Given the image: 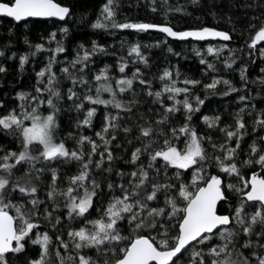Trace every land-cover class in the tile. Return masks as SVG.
Here are the masks:
<instances>
[{"label":"snow or ice","instance_id":"obj_1","mask_svg":"<svg viewBox=\"0 0 264 264\" xmlns=\"http://www.w3.org/2000/svg\"><path fill=\"white\" fill-rule=\"evenodd\" d=\"M152 3L156 12V0ZM162 6L167 8L164 23L120 22L116 0H106L91 27L154 30L180 41L232 39L229 32L208 26L176 30L168 12L183 8H173L167 0ZM73 15L61 0H0V16L16 23L40 18L57 29L47 34V47L37 43L35 51L19 56L23 70L30 56L48 53L47 62L35 71L31 90L17 92L12 107L0 99V133L18 145L12 149L0 144V264H12L28 245L36 246L38 254L27 264H264V108L245 103L233 124L221 127L220 115L202 112L205 100L221 84L226 88L223 96L241 89L222 76H211L209 83L181 79L179 68H165L156 78L159 89H154L139 66L127 74L129 63H150L147 46L138 42L116 60L119 75L110 73L111 65L92 72L93 58L108 54L96 41L90 48L79 44L71 59L65 55L61 60L69 51L65 40L70 34L62 25ZM253 19L249 56L258 51L264 59V47L257 49L264 42V18ZM161 43L167 39L154 47ZM226 48L209 44L193 49L206 65L205 75L217 71L214 61L233 70L234 53L221 60ZM6 72L0 66V73ZM239 76L244 90L249 83L264 86V75L250 80L246 65L240 66ZM66 81L71 86L65 90ZM137 82L158 108L138 114ZM201 85L203 99L193 91ZM128 94L131 99H126ZM247 99L238 96L240 102ZM69 102L78 116L75 131L65 136L60 116ZM97 106L104 108L99 131L94 125ZM245 116H254L251 132ZM194 117L222 137L201 133ZM248 135L255 138L245 150L242 143ZM121 139L130 147L117 142ZM119 149L127 153L126 160L115 154ZM117 160H124L128 170L118 169ZM66 164H74L76 172L62 174L59 169ZM91 210L98 213L94 219ZM42 222L54 231L42 230Z\"/></svg>","mask_w":264,"mask_h":264},{"label":"trees","instance_id":"obj_2","mask_svg":"<svg viewBox=\"0 0 264 264\" xmlns=\"http://www.w3.org/2000/svg\"><path fill=\"white\" fill-rule=\"evenodd\" d=\"M61 2L71 6L74 12L69 23L62 25L69 27L70 34L65 40V45L69 51L67 54H62L61 60L64 59L65 55L68 59H71L79 44H84L90 48L91 42L96 41L107 49L108 54H98L93 58L95 62L91 65L92 72L103 68L105 65H111L110 73L119 75L115 67L116 60L121 56L126 57L130 44L138 42L147 46L144 51L149 57L150 63L147 67L143 64L133 65L129 63L127 74L131 76L135 67L139 66L145 73V77L153 81L154 89H159L160 83L156 78L165 68L173 70L179 68L181 79L186 76L199 79L202 83H209L211 76H222L231 80L238 89H241L239 93L234 92L229 96H223L220 92L226 90V88L221 84L217 86V94L210 95L205 100L202 112L206 115H220L223 121L220 125L221 127L226 124H233L236 112L245 103L249 106L256 105V110L264 108V86L258 83H249L248 89L244 90L242 89L239 76V68L242 65L247 66L250 80H256L258 76L264 75V73L260 72V69L264 68V59L260 58L258 51H254L250 57L249 51L251 50L247 47V44L250 43V34H254L249 28L250 24L256 23L253 18H264V0H197L196 4H193L192 0H167L169 6L183 8L182 12H168L167 19L176 30L208 26L230 33L232 39L230 41H222L223 44L227 45V48L223 52L221 60L229 58L234 53L233 58L236 59V64L233 65V70L226 69L221 62L214 61L212 56H207L206 58L209 61L216 63L217 68L216 72L209 70L207 75H205L206 65L200 64V58L195 55L193 49H201L202 46L206 48L209 44L218 47V41H195L191 39L180 41L171 37L166 38L165 34L154 30H149L146 33H137L135 30L93 29L91 23H94L100 16L101 8L106 0H61ZM116 3L118 5L117 19L120 22H165L164 12L167 11V8L162 6L163 0H156V12L151 11L153 7L152 0H116ZM50 31H57L52 26L51 21L28 20L27 23H16L9 18L0 17V51L5 53V56L0 57V66H4L7 69L6 73H0V99L5 100L9 107L15 105L14 97L17 92L31 90L35 82V71H38L47 62L48 53L38 52L35 56H30L29 63L25 65L23 70L19 68V56L35 51L34 45L37 43H45L47 47L45 38ZM25 38L29 41L28 44L25 43ZM58 38H60L59 35ZM165 39H167L166 44L161 43L159 47H154L158 41H164ZM168 47L173 49L172 53L167 51ZM261 47H264V43L257 45V49ZM228 49H231L232 52L230 53ZM13 53L16 54L15 57H13ZM174 53H180V55L177 56ZM253 61L255 62L253 63ZM60 66L62 67L63 65L61 64ZM70 86L71 83L66 81L65 90L66 87ZM141 88L142 86L137 82L135 91L138 93L137 98L141 102L137 110L138 114L146 113L150 107L158 108V105L151 103V98L141 92ZM193 91L202 99L204 98L205 90L202 85L193 89ZM103 95L104 98H108L107 93ZM239 95H247V101L240 102L238 100ZM126 99H131V94H128ZM168 103L171 102L169 101ZM97 107L98 112L94 118V125L95 129L99 131L103 120L104 108L103 106ZM64 108L65 111L60 116V124L61 134L66 136L68 131H75V120L78 114L74 108L70 107V102L64 105ZM249 110H252L251 107H249ZM199 115L198 113L197 117ZM253 118L254 116H245V120L249 125V132H251ZM194 122L201 133L209 132L214 138L222 137V133H218L214 129L209 130L202 120L194 117ZM86 134L92 135V131L86 130ZM254 138L253 135L245 136L242 148L247 150V146ZM117 142L122 143L124 148L130 147L123 139ZM0 144L12 149L18 147L11 136L5 137L2 133H0ZM68 146H73L72 140H68ZM137 146L139 145L137 144ZM115 154L124 156L125 160L128 158L127 153L123 149L117 150ZM242 158L246 157L242 155ZM115 163L118 169L128 170V165L125 164L124 160H117ZM59 171L62 174L70 175L76 172V167L74 164H66ZM43 196L42 192L41 198ZM96 207L98 208L99 205ZM91 211L92 216L90 218H96L98 215L97 211ZM42 226V230H48L50 233L54 231L51 225H47L44 222H42ZM64 227L67 228V223L64 224ZM64 238L67 239L66 236ZM37 254V247L28 245L24 253L19 254L18 257H13L12 264H27L28 259L35 258Z\"/></svg>","mask_w":264,"mask_h":264},{"label":"water","instance_id":"obj_3","mask_svg":"<svg viewBox=\"0 0 264 264\" xmlns=\"http://www.w3.org/2000/svg\"><path fill=\"white\" fill-rule=\"evenodd\" d=\"M0 17H3V16H0ZM9 19H11V18H9ZM29 20H42V19H40V18H30ZM19 23H23V22H19ZM261 43H264V42H261Z\"/></svg>","mask_w":264,"mask_h":264},{"label":"rangeland","instance_id":"obj_4","mask_svg":"<svg viewBox=\"0 0 264 264\" xmlns=\"http://www.w3.org/2000/svg\"><path fill=\"white\" fill-rule=\"evenodd\" d=\"M216 41H218V42H219V44H217V46H220L221 44H223V42H222V41H220V40H218V39H216Z\"/></svg>","mask_w":264,"mask_h":264}]
</instances>
